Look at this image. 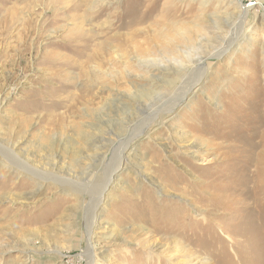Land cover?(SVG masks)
<instances>
[{
  "label": "rangeland",
  "instance_id": "obj_1",
  "mask_svg": "<svg viewBox=\"0 0 264 264\" xmlns=\"http://www.w3.org/2000/svg\"><path fill=\"white\" fill-rule=\"evenodd\" d=\"M83 1L0 0V264H88L93 221L108 264H264V0L243 1V40L206 59L197 90L122 155L108 139L182 89L189 63L222 46L241 8ZM75 5L77 22L64 11ZM88 37L104 64L78 63ZM145 39L152 54L136 51Z\"/></svg>",
  "mask_w": 264,
  "mask_h": 264
},
{
  "label": "bare ground",
  "instance_id": "obj_2",
  "mask_svg": "<svg viewBox=\"0 0 264 264\" xmlns=\"http://www.w3.org/2000/svg\"><path fill=\"white\" fill-rule=\"evenodd\" d=\"M21 1V0H19ZM26 0H24V3H25ZM101 1V0H100ZM236 5L239 6L240 9V15L239 17L232 21V22H227V30H228V33L225 37H223L222 41L220 42V44L222 45L219 49H217L215 51V49L213 48L212 49V52L211 53H208L206 54L205 56H198V58L196 57L195 59H193L190 63H189V69L191 70L190 71V76L187 77V83L183 84V88L182 89H178L177 91L175 90V94H171L169 97H166L165 99L163 98V100H159L158 102L155 101V103L153 105H149V104H145L147 108V111L145 113V116L144 118L142 119H139L133 126L132 128H129L126 127L125 130H123L122 132V135L120 137H117L116 141L111 139H108V141H110V147L107 148V152L111 153V151L113 152H117L115 150H120V154H124L126 151H127V148H129V146L131 145L132 142L135 141L136 138H138L140 136L141 133H144V129H146V127L151 123V122H154L156 121V119L158 118H161L163 117V115L165 114H170L172 111H174L175 109H177V107L179 105H182L185 101H186V98L188 97L189 93L196 89L200 86V83L202 82L203 80V77L205 75V67H203V64L205 65V61L206 59H209L211 57H214V58H217L223 54H225L228 50L231 49L232 47V44L235 43L236 41H238V43L243 40L244 38V33H245V20L246 18L248 17V13L251 9V6H245L243 4V1L244 0H234ZM205 2V0L203 1ZM18 3V2H17ZM27 3V2H26ZM83 3H86V1H83ZM82 3V4H83ZM263 8H264V5L260 2L259 3ZM31 5V3H30ZM86 5L90 6V7H95L97 6V3L96 1L92 0L90 3H86ZM29 6V5H28ZM78 6V8L76 7ZM16 7V6H15ZM30 7V6H29ZM80 5H75V6H72V7H67L66 9H64V11H69L71 14L68 16L70 18H72L73 20L75 19L76 22L81 19V14H80ZM84 7V6H83ZM14 8V7H13ZM27 8V7H26ZM25 8V9H26ZM18 9V11H17ZM28 9V8H27ZM31 9V8H30ZM13 12L15 11V9L12 10ZM32 11V10H31ZM30 12V11H29ZM34 12V10H33ZM62 12V11H60ZM68 12V13H69ZM58 13V12H57ZM22 14H23V10L22 9H19V8H16V12L13 13L14 19H11L12 22L11 23H15V22H18L19 19L22 18ZM63 14V13H62ZM65 14V13H64ZM16 15V16H15ZM31 16V15H30ZM34 18V17H33ZM69 18V19H70ZM71 19V20H72ZM264 19V18H263ZM22 21V20H21ZM33 19H27L26 21H22L21 23H24V27H25V30L29 28V26L31 25ZM229 21V20H228ZM34 22V21H33ZM74 22V21H73ZM83 22V20H82ZM83 24V23H82ZM81 24V25H82ZM9 24H7L8 26ZM17 25V24H16ZM21 25V24H20ZM19 25V26H20ZM77 25V24H76ZM75 25V26H76ZM75 26H74V29H75ZM80 26V25H79ZM73 27V26H72ZM71 27V28H72ZM81 27V26H80ZM79 27V28H80ZM6 28V27H5ZM83 28V27H82ZM225 27H219L217 30L218 31H224V29H226ZM8 29V27L6 28V30ZM5 30V29H4ZM72 30V33H76V32H73V29ZM69 31V30H68ZM81 31H84L81 30ZM65 32V31H64ZM63 32V33H64ZM67 32V31H66ZM4 33V32H3ZM27 33V31H26ZM56 33V32H54ZM77 33H79L77 31ZM2 34V33H1ZM72 35V34H71ZM71 35L69 36L67 34V36L70 37V40H71ZM76 34H74L75 36ZM83 35V34H82ZM85 35V34H84ZM65 36V35H64ZM76 36H79L78 34ZM90 36V35H89ZM30 37V36H29ZM85 37V36H84ZM93 37V36H92ZM79 38V37H78ZM77 38V39H78ZM29 39V38H28ZM73 39V38H72ZM80 40L82 39L83 41V38H79ZM86 39V38H85ZM97 39V38H96ZM2 40V39H1ZM76 40V39H75ZM100 40V38H99ZM86 41V40H85ZM84 41V45H88L90 42H91V39L88 37L87 41L85 42ZM69 43V42H68ZM70 44V43H69ZM72 44V43H71ZM70 44V45H71ZM79 44V43H78ZM98 45V44H97ZM97 45L95 46H92L90 48V45H88V48L85 50L86 51V54H84L81 58H79V62H81L83 59H85L83 61V64L84 65H87L88 63H91L93 61H98L97 64H104L101 60L104 59V55L102 53L103 51V48L98 47ZM129 45H131V41H129ZM75 46V45H74ZM79 45H77V47L75 46V51L76 53H80L81 49L80 47H78ZM25 48V47H24ZM27 48V46H26ZM83 48V46H82ZM129 48H131L130 46H126V48H123L124 51H126V55H129V54H132L133 53V50H129ZM21 49V48H20ZM134 49V48H132ZM136 51H141V53L143 54H152L153 53V46H152V41L150 39H145L143 40V42H141L138 47L136 48ZM11 56V55H10ZM72 60H75V59H72ZM162 61H160V64H161ZM172 64V63H171ZM169 66V65H168ZM99 68V67H98ZM100 69V68H99ZM159 70V69H158ZM83 74V77L84 75L87 74V71L85 73L82 72ZM167 75V74H166ZM185 81V80H184ZM87 83V82H86ZM200 89V88H199ZM198 89V90H199ZM89 90V89H87ZM201 90V89H200ZM146 96V95H144ZM154 97V94H149L147 95L146 99H152ZM146 102V101H145ZM157 102V103H156ZM147 103V102H146ZM87 104H91L90 103V100L87 102ZM143 105V103H142ZM135 109V108H134ZM161 120V119H160ZM132 124V123H131ZM124 129V128H123ZM112 136V135H111ZM190 147H193V150L192 149H189L190 152H198L199 149L201 148L200 145H195V144H192L190 145ZM65 150V149H64ZM105 153V152H104ZM118 153V152H117ZM116 154V153H115ZM124 157V156H123ZM121 165H122V159L120 160L119 164L114 168L112 169L108 174V177L106 179V183H105V186L103 187V192L106 190L107 186L109 184L112 183V178H113V174L117 171H119L121 169ZM10 167V166H9ZM263 167V166H262ZM123 169V168H122ZM116 175V174H115ZM261 177L264 179V171L263 173H261ZM40 186H42L41 183H39ZM260 189L264 191V181L262 183V185L260 186ZM102 192V193H103ZM37 193V191H36ZM33 195V194H32ZM255 201V200H253ZM105 202L102 200V194H100L99 197H97L96 199L94 198V202H93V207L96 209V210H100L101 207L103 206ZM106 205V203L104 204ZM259 208V207H258ZM256 211V210H255ZM257 212V211H256ZM93 221V219H92ZM94 222V221H93ZM93 222L90 223L91 225H88V235H89V238H90V244L89 246L87 247V249L85 250L84 252V256L87 257L88 260V264H108L109 262V259L106 258V260L104 258L101 259V256L103 254H105V250H102V248H98L95 246V243L93 244V241H92V236L94 234V230H95V226H93ZM109 223H106V225H108ZM3 228H6L7 229H10L9 226L4 225ZM106 228V227H105ZM31 234H35L34 231H31ZM7 233V232H6ZM5 233V234H6ZM38 233V232H37ZM6 236V235H5ZM35 236V235H34ZM203 261V260H201ZM201 261H199L201 263ZM198 263V262H197ZM191 264V263H190Z\"/></svg>",
  "mask_w": 264,
  "mask_h": 264
}]
</instances>
